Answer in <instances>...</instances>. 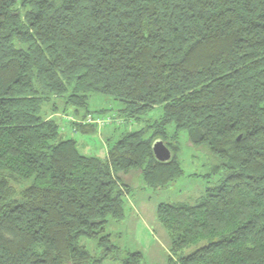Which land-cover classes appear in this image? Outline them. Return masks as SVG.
I'll return each mask as SVG.
<instances>
[{
  "label": "trees",
  "instance_id": "obj_1",
  "mask_svg": "<svg viewBox=\"0 0 264 264\" xmlns=\"http://www.w3.org/2000/svg\"><path fill=\"white\" fill-rule=\"evenodd\" d=\"M92 93L120 101L124 120L161 113L86 155L54 116L57 101L82 120L104 112ZM181 132L218 178L198 203L157 205L166 264H264V0H0V264H142L105 223L125 216L126 174L153 189L184 174ZM158 136L167 162L153 157Z\"/></svg>",
  "mask_w": 264,
  "mask_h": 264
},
{
  "label": "rangeland",
  "instance_id": "obj_2",
  "mask_svg": "<svg viewBox=\"0 0 264 264\" xmlns=\"http://www.w3.org/2000/svg\"><path fill=\"white\" fill-rule=\"evenodd\" d=\"M57 105L59 113L55 114L54 119L61 126L63 135L76 140L78 149L83 154L100 158L106 156L108 146H112L124 132L150 125L159 118L161 113V106H156L144 116L142 121L124 120L118 113V108L122 105L120 101L110 95L92 93L89 97V107L95 110L105 108L104 112L93 113L92 116L110 119L100 125L96 122L83 121L80 115H75L70 108L67 110L68 114H63L61 112L62 103L57 101ZM49 106L51 105L49 104L46 108L50 112ZM71 117L76 122L95 123L96 128L91 131L83 130L73 125ZM152 132L153 127L145 130L146 135ZM185 136L186 133L181 132L180 146L177 151V157L184 174L167 187L157 189L145 185L139 171L126 174L122 177L123 181L134 185V188L124 197L125 216L122 219L108 217L105 223L104 233H111L112 239L122 249L132 252L140 251L143 255L142 264H166L169 255H171L170 235L157 218V205L160 202L198 203L205 194L206 186L212 185L218 178V174H212L210 177L206 175L212 172L208 157L200 151L186 147ZM28 183L29 181H25L22 185ZM80 242L87 247L92 255L100 253L96 239L82 237ZM207 242V240L196 241L183 248L177 256H185ZM101 264H121V261L120 259L105 258Z\"/></svg>",
  "mask_w": 264,
  "mask_h": 264
},
{
  "label": "water",
  "instance_id": "obj_3",
  "mask_svg": "<svg viewBox=\"0 0 264 264\" xmlns=\"http://www.w3.org/2000/svg\"><path fill=\"white\" fill-rule=\"evenodd\" d=\"M151 150L156 161L167 162L171 160L173 151L162 137H155L151 142Z\"/></svg>",
  "mask_w": 264,
  "mask_h": 264
},
{
  "label": "built area",
  "instance_id": "obj_4",
  "mask_svg": "<svg viewBox=\"0 0 264 264\" xmlns=\"http://www.w3.org/2000/svg\"><path fill=\"white\" fill-rule=\"evenodd\" d=\"M68 118L70 119V116H68ZM71 120H74L72 117H71ZM110 119L108 118H102V117H99V116H91V115H88L87 118H85L83 121L85 122H96L100 125L108 122Z\"/></svg>",
  "mask_w": 264,
  "mask_h": 264
}]
</instances>
